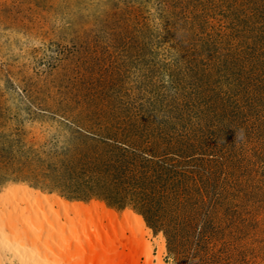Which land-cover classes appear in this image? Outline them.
<instances>
[{"label":"rangeland","instance_id":"1","mask_svg":"<svg viewBox=\"0 0 264 264\" xmlns=\"http://www.w3.org/2000/svg\"><path fill=\"white\" fill-rule=\"evenodd\" d=\"M21 185L139 218L136 264H264V0H0Z\"/></svg>","mask_w":264,"mask_h":264},{"label":"bare ground","instance_id":"2","mask_svg":"<svg viewBox=\"0 0 264 264\" xmlns=\"http://www.w3.org/2000/svg\"><path fill=\"white\" fill-rule=\"evenodd\" d=\"M148 233L132 214L119 220L98 203L86 208L23 185L0 199V264H136L137 234Z\"/></svg>","mask_w":264,"mask_h":264}]
</instances>
